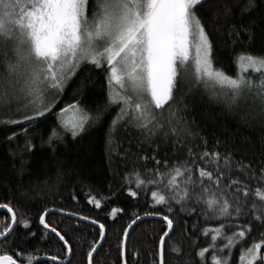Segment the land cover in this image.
I'll list each match as a JSON object with an SVG mask.
<instances>
[{"label":"snow or ice","instance_id":"1","mask_svg":"<svg viewBox=\"0 0 264 264\" xmlns=\"http://www.w3.org/2000/svg\"><path fill=\"white\" fill-rule=\"evenodd\" d=\"M216 0H0V119L10 125H28L55 108L69 82L81 70L82 64L103 69L107 85L105 107L115 105L116 116L109 125L108 144L111 146L119 127H133L140 133L137 145H153L151 156L125 149L138 161H153L152 167L125 172L123 179L129 185L127 193L135 198L141 187L150 190L151 211L143 216H162L166 230L160 236L154 264H165V237L173 230L174 219L163 214L179 206L180 212L213 220L199 229L212 243L199 248L200 264H206V253L211 252L212 264H229L235 245L252 232L253 221L264 228V138L259 150H249L242 142L229 143L213 134V143L197 127L194 116L189 119V104L182 87L183 76L191 72L196 85L209 91L210 97L226 90V108L247 122L241 102L251 99L252 107L264 115V53H240L235 58L237 75L231 76L214 64L212 41L197 15L199 8L211 6ZM199 6V8H198ZM256 6V0H247L246 11ZM227 10L225 15L227 16ZM230 33L233 43L255 39L251 28L241 27ZM195 55L189 59L193 48ZM252 69L260 73L257 81L246 78L242 71ZM79 79V77H77ZM219 86V88L217 87ZM51 97V98H49ZM18 113L16 117L12 113ZM58 128H53L47 143L62 139L61 132H71L75 138L85 130L95 115L80 101L73 100L56 113ZM21 130L26 131V127ZM17 135L11 133L9 139ZM161 143L169 146L163 158L158 155ZM27 147L33 145L29 141ZM142 153L143 150L140 149ZM112 149L109 147V162ZM146 174V175H145ZM135 184V188L131 185ZM89 200L99 208L101 201ZM198 206H200L198 208ZM7 214L0 222V244L10 239L14 227H29V221L19 220L11 203H0ZM48 209L40 215V223L63 242L65 256H48L53 264H71L72 252L68 240L45 220ZM61 212L65 211L63 208ZM123 209L112 208L111 215ZM72 215H77L73 213ZM90 220V217H83ZM141 219L136 215L131 224ZM99 240L93 241L88 251V264L104 238V224L98 220ZM123 240H127L128 228ZM197 227L196 223L191 226ZM226 229L230 231L226 232ZM34 235V234H32ZM261 239L241 249V264H264V231ZM224 243L217 249L216 241ZM224 255H217V251ZM171 251L179 253L173 246ZM124 254L122 249V255ZM135 255H138L135 254ZM23 261L8 253L0 254V264H34L40 257L32 252L19 253ZM126 264V261H125Z\"/></svg>","mask_w":264,"mask_h":264},{"label":"trees","instance_id":"2","mask_svg":"<svg viewBox=\"0 0 264 264\" xmlns=\"http://www.w3.org/2000/svg\"><path fill=\"white\" fill-rule=\"evenodd\" d=\"M246 5L247 0H216L211 6H198L197 15L201 17L212 41L214 64L231 76L237 75L234 61L240 53H264V0H256L255 8L250 11L245 10ZM233 25L236 29L251 28L255 39L249 42L242 34L240 39L243 43H233L230 35L235 30ZM81 70L83 74L77 72V76L73 77L75 83L69 82L55 108L35 123L30 126L10 125L0 119V203H11L18 221H29L28 228L19 224L14 227L10 239L0 244V254L8 253L22 261L24 258L19 253L23 252H32L37 257H45L46 253L49 257L55 255L63 259V242L51 230L45 229L39 220L45 209L60 211L63 208V212L87 216L104 224L106 237L93 258V264H123L124 229L136 215L142 216L144 211L152 210L150 190L153 186L149 185L148 192L143 187L137 189L140 194L133 198L126 191L129 185L123 177L125 172L131 173L137 167L144 174V168L152 167L153 161H138L130 154L127 158L121 154L129 149V141H132L130 151L133 153L151 156L154 146L148 143L137 145L140 133L130 126L119 127L109 146V125L118 109L115 105L105 107L107 85L103 69L82 64ZM182 87L190 106L189 119L194 116L193 126L208 137L210 147L215 134L229 143L242 142L249 150H259L264 138V115L252 107L250 98L241 102L246 114L245 122L226 108L225 94L210 97L208 89L193 82L190 71L183 76ZM77 99L93 115L97 109L102 110L101 119L96 122L90 120L85 130L75 138L71 132H61L62 139L49 145L46 141L50 130L58 128L56 111ZM17 115L12 113L13 117ZM24 127L26 131L21 130ZM13 131L17 135L9 139ZM29 141L33 145L31 149L27 147ZM109 147L112 149L111 163ZM166 151L171 157L169 146L161 143L158 155L163 158ZM131 186L135 188L134 183ZM89 197L100 200L101 206L97 208ZM156 207L162 208L164 215L174 219L173 231L164 245L165 264H200L196 254L198 249L207 247L212 241L210 237L202 236L199 229L206 223L215 224L216 221H204L203 218L189 215L187 211L180 212L179 206H175L172 213L167 212L166 206ZM112 208L123 211L112 216ZM6 215L10 214L0 210V222ZM46 222L55 227L71 245V264H88L87 254L91 243L99 240V227L59 212L49 214ZM193 223L197 224L195 229L191 227ZM165 230L163 220L139 222L127 241V264H154L158 259L156 253L160 236ZM261 231L264 228H258V222L253 221L252 232L232 249L229 264H241V249L249 246L253 240L261 239ZM215 243L219 249L224 243L223 238L218 237ZM173 246L179 247V253L171 251ZM212 250L210 248L206 253V264H212ZM226 252V249L223 252L218 250L217 255ZM38 264L53 262L44 260Z\"/></svg>","mask_w":264,"mask_h":264},{"label":"water","instance_id":"3","mask_svg":"<svg viewBox=\"0 0 264 264\" xmlns=\"http://www.w3.org/2000/svg\"><path fill=\"white\" fill-rule=\"evenodd\" d=\"M58 212H59V213H62V214H64V215H66V216H68V217H70V218L77 219V220H81V221H86V222H89V223H91V224L96 225L97 227H99L98 224H94V223H92V220H84L82 216H79V215H72L73 213L61 212V211L56 210V209H50V210H48V211H47V214L45 215V220H46V218H47V216H48L49 214H52V213H58ZM151 219L162 220V216L145 217V216L142 215V216H141V219L137 220L136 223L131 224V227L128 228V237H127V240L124 241V245H123V252H124V254H123V264H125V261H126V264H127V259H126L127 241H128V238H129V235H130L132 229H133V228H134L139 222H141V221H145V220H151ZM49 230H50V229H49ZM172 231H173V230H172ZM172 231L169 233V236L171 235ZM105 237H106V229H105V227H104V238H103V240H100L99 245L97 246V251H96L95 253H93V258H94V256H95V254L98 252V250L102 247L103 242H104V240H105ZM167 239H168V237H165V242H166ZM71 257H72V252H71V254L69 255L68 259L70 260ZM40 258H41V259L39 260V262H40V261H44V260H49V261H51L50 259H47L46 257H40ZM56 263H59V262H56ZM34 264H36V261H34ZM92 264H93V261H92Z\"/></svg>","mask_w":264,"mask_h":264},{"label":"rangeland","instance_id":"4","mask_svg":"<svg viewBox=\"0 0 264 264\" xmlns=\"http://www.w3.org/2000/svg\"><path fill=\"white\" fill-rule=\"evenodd\" d=\"M195 55V50H194V46L193 48L190 50V54H189V59L191 61L192 57ZM242 75H244L246 78H251V79H259L260 77V73L258 72H254L252 69H247L246 71H242L241 73ZM256 80V81H257ZM219 88V86H217ZM226 90L220 89L219 90V95L222 97L221 94H225Z\"/></svg>","mask_w":264,"mask_h":264},{"label":"bare ground","instance_id":"5","mask_svg":"<svg viewBox=\"0 0 264 264\" xmlns=\"http://www.w3.org/2000/svg\"><path fill=\"white\" fill-rule=\"evenodd\" d=\"M37 263V262H36Z\"/></svg>","mask_w":264,"mask_h":264}]
</instances>
